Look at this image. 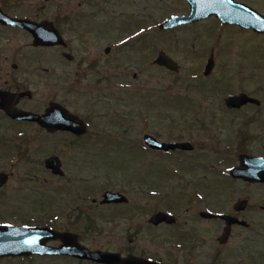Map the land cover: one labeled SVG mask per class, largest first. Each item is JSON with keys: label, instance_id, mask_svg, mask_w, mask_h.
<instances>
[{"label": "rangeland", "instance_id": "obj_1", "mask_svg": "<svg viewBox=\"0 0 264 264\" xmlns=\"http://www.w3.org/2000/svg\"><path fill=\"white\" fill-rule=\"evenodd\" d=\"M3 6L12 16L52 21L72 46H36L30 32L0 25V86L30 90L33 98L21 102L26 107L64 102L109 134L30 135L28 125L0 112V170L11 172L0 189V220L72 231L92 250L173 257L177 264H264V237L255 241L250 232L264 226V183L229 172L240 154L264 156V112L231 111L223 100L246 93L264 101V35L213 16L161 29L167 18L189 13L185 0H3ZM160 50L178 62L177 71L153 63ZM211 54L215 66L206 76ZM208 105L216 110L203 109ZM211 112L222 115L202 119ZM145 133L192 141L196 149L154 151ZM51 155L62 160L65 178L44 168ZM199 157L204 166L195 164ZM106 190L124 192L129 203L101 204ZM245 198L240 216L251 229L237 228L220 243L223 222L199 212L234 213L233 204ZM157 210L174 213L180 227L156 229L149 217ZM0 264L95 263L30 256Z\"/></svg>", "mask_w": 264, "mask_h": 264}, {"label": "water", "instance_id": "obj_2", "mask_svg": "<svg viewBox=\"0 0 264 264\" xmlns=\"http://www.w3.org/2000/svg\"><path fill=\"white\" fill-rule=\"evenodd\" d=\"M190 5L188 15H174L160 24L161 29H170L180 25L195 23L211 15H216L224 24H236L243 28H253L256 32L264 33V15L259 13L258 18L253 15L252 8L244 3L235 0H186ZM257 21H256V20ZM0 22L3 25L19 26L32 33L34 45L54 46L64 42L60 30L52 21H35L30 18L14 17L0 9ZM110 48L107 49L109 51ZM153 63L164 66L170 70L179 69L178 62L168 55L164 50H160ZM215 66L213 54L208 60L204 74L209 75ZM30 91L13 92L0 90V107L10 116L18 120H48L57 123L62 129L74 131L81 135L85 132L84 124L79 118L63 109L59 112V105H52L46 114L36 115L31 111L15 107L18 98L29 94ZM256 98L246 93L232 95L228 97L227 104L230 107H240L247 102H254ZM53 111L52 113L50 112ZM56 113V114H53ZM82 124V125H81ZM145 144L154 150H191L193 145L190 142L160 141L150 133L144 135ZM239 165L230 169V174L234 178H240L248 182L264 183V157L253 156L247 153L240 154ZM46 165L54 173L64 175L61 162L50 157L46 160ZM8 174L0 172V186L7 182ZM129 198L121 193L107 190L103 194L101 204L126 203ZM247 199H239L235 208L237 211L245 210ZM201 215L205 218L218 217L226 221V225L218 241L224 243L230 236L232 225L240 223L248 225L246 220H241L235 215L203 211ZM153 224L162 222L174 223L176 218L173 214L164 211L154 213L150 220ZM50 240H60L59 245H52ZM31 255H55L70 256L80 260H89L98 264H161L158 261L150 260L135 254L122 255L119 252L108 250H92L83 245L78 240V235L70 231H59L50 226H19L11 224H0V258L17 257Z\"/></svg>", "mask_w": 264, "mask_h": 264}, {"label": "flooded vegetation", "instance_id": "obj_3", "mask_svg": "<svg viewBox=\"0 0 264 264\" xmlns=\"http://www.w3.org/2000/svg\"><path fill=\"white\" fill-rule=\"evenodd\" d=\"M238 2H241V3H245L247 4L249 7L252 8V13L254 16H256V18H258L259 16V13L263 14L264 15V11H260L261 8H262V5H264V0H252V3L247 1V0H236ZM0 9L2 11H5L6 13H8L4 6H3V0H0ZM9 14V13H8ZM212 17V16H211ZM213 17H215L213 15ZM45 20V19H44ZM256 20V19H255ZM42 21V20H40ZM257 21V20H256ZM0 25H2L0 23ZM9 27V26H7ZM15 28H20L18 26H15ZM23 29V28H21ZM24 31H27L26 29H23ZM29 32V31H27ZM255 32V31H254ZM257 33V32H255ZM62 34V32H61ZM257 34H260V35H264V34H261V33H257ZM63 36V39H64V42L61 43L60 45H55V46H62L68 50H71V46L72 44L67 41L66 38H64V35L62 34ZM110 46H107L105 48V53H106V56L109 55V52L107 51V49L109 48ZM107 51V52H106ZM63 56H65L67 58L68 61L72 62V61H75L76 58L73 54L71 53H63ZM81 64V63H80ZM79 64V65H80ZM95 65V62L93 61H90L88 66H94ZM0 66H1V63H0ZM18 65L15 64V67H17ZM73 87L70 89L72 90ZM0 90H8V89H3L1 86H0ZM12 91L14 92H25V90H22L20 89L19 85L15 86L14 89H12ZM30 91V90H28ZM27 92V91H26ZM255 97V96H254ZM33 98V93L30 91L29 94L27 95H24L20 98H18V100L16 101L15 103V107L17 108H20V109H23V110H27V111H31L33 114H36V115H43V114H46L47 111L52 107V105H59V112H62L63 109H66L68 112H70L71 114L75 115L76 117L79 118L80 122L84 124V127H85V132L82 133L81 135H77L74 131L72 130H68V129H62L60 128L59 125H57V123L55 122H52V121H48V120H18V119H15L13 118L12 116L8 115L1 107H0V112H2L5 116H7L11 122L13 123H20V124H24V125H28L29 126V134L32 135L33 134H37L38 136H49V135H58V134H72V135H75L76 137H83L85 135H92V136H108L109 134V129L105 128L103 129L102 127H100V124H96L94 121H92L89 117L90 116H87L86 114L80 116L79 113H76V112H72L69 110V108L66 106V103L64 102H59V101H56V100H51L48 105L46 106H34V107H26V106H23L21 104V102L24 100V99H32ZM225 101V109H228V110H233V111H237V112H244V111H255V112H258L259 110L263 111L264 112V101L257 98L256 97V101L254 102H247L246 104H243L241 105L240 107H230L228 104H227V98L223 99ZM21 105V106H20ZM224 109V107H221ZM203 109H210V110H213L215 109V107H211V106H204ZM216 110V109H215ZM50 112L52 113L53 111L50 110ZM53 114H56V113H53ZM205 118H202L204 120H211V119H216L218 118V116H221L222 114L221 113H217V112H211V113H203ZM90 115V114H89ZM256 113L253 114V116H255ZM96 117V116H95ZM82 125V124H81ZM242 134V133H241ZM33 137V136H32ZM171 141H177V140H171ZM190 142L192 145H193V149L191 150H184V149H176V150H172V151H169V152H176V151H194L196 149L194 143L192 141H188V140H180V141H177V142ZM37 148V147H36ZM159 152H164V151H159ZM169 152H165V153H169ZM202 152V151H201ZM50 157H55L57 158L60 162H61V167L63 168V163H62V160L56 156V155H51V156H48L46 157V159L44 160V162L42 163L44 165V168L46 169L47 172H51L53 173L54 175H58V176H61L62 178H65L64 175H60V174H56L54 173L49 167H47L46 165V160ZM200 162H195L196 165H202L204 166L205 165V161L199 157L198 158ZM204 164V165H203ZM200 166V167H202ZM0 172H5L7 173L6 171L4 170H0ZM8 174V179L9 177L11 176V172L10 173H7ZM7 179V181H8ZM6 184V183H5ZM4 184V185H5ZM4 185L0 186V189L3 187H5ZM200 185H203L202 183L199 184ZM65 188V187H64ZM62 187V189H64ZM198 191L201 192L202 190L198 187ZM124 193V192H123ZM204 194V193H202ZM246 199V198H245ZM248 200V199H247ZM238 201V200H237ZM236 201V202H237ZM94 202H96V199H94ZM236 202L233 204V210H234V213H229V212H222V213H225V214H230V215H235L237 217H239L240 219H244L240 216V213L242 211H237L236 208H235V205H236ZM129 203V202H128ZM127 204V203H125ZM248 204H249V200H248V203H247V207H248ZM261 209L264 210V205H261ZM158 211H165V210H157L155 212H158ZM204 210L200 211L199 212V215L202 217V218H205L201 215V213L203 212ZM154 212V213H155ZM168 212V211H166ZM169 213H172V212H169ZM173 215H175L174 213H172ZM175 218H176V221L174 223H168V222H162L160 224H153L150 222L151 225H153L156 229H159V228H163V227H180L181 223L178 219V217L175 215ZM205 219H220L222 222H223V228L225 227L226 225V221L224 219H221V218H217V217H214V218H205ZM0 223H8V224H14V223H10L8 221H3V220H0ZM237 228H242V229H246V230H250L251 229V224L249 225H243V224H240V223H235L233 226H232V229H231V233H230V236L229 238L225 241V243L227 242H230L233 238V235H234V231L235 229ZM264 229V226L263 227H253L252 230H250V232L252 233V236L255 241H257L259 238H263L264 236H262L260 234V232H262ZM130 254V253H129ZM133 254V253H132ZM140 256V255H139ZM141 257H145V256H141ZM147 259H150V260H154V261H158L160 262L161 264H177L176 263V260L172 259L173 257H168V258H148V257H145Z\"/></svg>", "mask_w": 264, "mask_h": 264}]
</instances>
